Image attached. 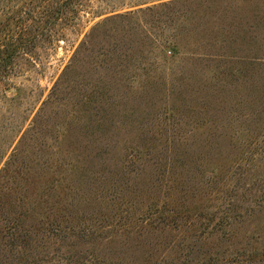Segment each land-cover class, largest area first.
<instances>
[{
    "label": "rangeland",
    "instance_id": "obj_1",
    "mask_svg": "<svg viewBox=\"0 0 264 264\" xmlns=\"http://www.w3.org/2000/svg\"><path fill=\"white\" fill-rule=\"evenodd\" d=\"M0 264H264V0H0Z\"/></svg>",
    "mask_w": 264,
    "mask_h": 264
}]
</instances>
